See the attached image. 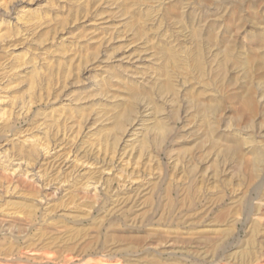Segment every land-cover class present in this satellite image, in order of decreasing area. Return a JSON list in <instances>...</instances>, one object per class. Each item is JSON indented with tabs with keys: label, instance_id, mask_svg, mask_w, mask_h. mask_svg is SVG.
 I'll return each mask as SVG.
<instances>
[{
	"label": "rangeland",
	"instance_id": "374dc122",
	"mask_svg": "<svg viewBox=\"0 0 264 264\" xmlns=\"http://www.w3.org/2000/svg\"><path fill=\"white\" fill-rule=\"evenodd\" d=\"M215 101L209 138L197 105ZM262 112L264 0H0V239L22 243L0 264H240L247 238L202 261L228 226L166 211L188 206L194 180L245 192L218 155L264 146ZM31 145L36 162L17 156ZM252 219L263 246L249 264H264V214ZM42 235L40 254L22 249Z\"/></svg>",
	"mask_w": 264,
	"mask_h": 264
},
{
	"label": "bare ground",
	"instance_id": "6f19581e",
	"mask_svg": "<svg viewBox=\"0 0 264 264\" xmlns=\"http://www.w3.org/2000/svg\"><path fill=\"white\" fill-rule=\"evenodd\" d=\"M226 71H227L226 68H224L223 75L226 73ZM214 86H217V84ZM198 107H199V109H198ZM197 110H199V112L201 114L200 117H202V124H203L204 128L206 129V133L205 132L204 133L207 135V137L211 138V136H212L211 134L216 131L215 126H213V124H215L214 123L215 115L217 114V112L219 110V101H215V103H212V104L201 103V104H199V106L197 105ZM256 111H257V107H256L255 99H254L252 94H249L244 98V101L242 102V107L240 109V113H241L242 117H244L245 120H247V122L249 123L255 117ZM262 113H264V112H262ZM3 128L6 129L7 127L4 126V127L0 128V134L4 130ZM231 140H233V139L231 138ZM247 142L249 144V142H251V141H247ZM231 143L232 144H229L230 146H228L225 150L224 149L221 150L220 151L221 153L219 152L220 154L218 156L220 158H222V160L223 159L228 160L226 162V164L227 163L229 164V161L233 164L234 168L233 167L232 168L235 169V171H236V173H234V174H236L239 177V180L241 181V185H243L246 188L245 192H243V193L240 192V194H241V195L239 194L240 197H239V195L235 196V193L237 192V190H240V189H237V190L234 189L230 192L227 189L226 190L223 189L224 190L223 192H219V193L217 192L214 196L208 194L206 191H202L200 193L201 189L199 188L198 183H196L194 180L192 182V186L190 188V197H189L188 206L186 208H176V207L172 208L171 207V208L167 209L166 219H167V222L170 221L171 223H175V222L179 221L178 222L179 224H186L191 229H196L200 226L203 227V226L208 225L209 223H214V222L218 223V224L222 223L225 225V227L228 226V229L224 230V232L218 238H214V237L213 238H207V240H206V247H207L206 249L207 250L202 252L201 255H198V252H197L196 254H194L196 256L195 258H198L199 260L204 261L206 259L207 255H210L213 258L218 257V256H224L225 257L226 256V249L231 246V242L238 241L240 239V237H245L247 239L244 241H241L244 243L242 246V247H244V249L235 255L234 261L236 260V262L240 263V264H249L255 260V258L257 257V254H259V251L262 250V246H263L262 243L259 241V237H262V234H263L262 224H259L258 222L254 221L252 219V215L264 214V206H258V205L255 206L252 203V199H253L252 197L255 196L257 199H261V198L264 199V187H263L264 184L262 183V181L264 180V146H261V144H259L258 142L256 143V141L252 142V144H250V148L248 149V153L251 154V158H249V157H246L247 154L244 153L243 143H241V141L233 140V141H231ZM32 146L33 145H31L30 146L31 148H29V149L22 147L19 150L20 153H18L17 156L28 159L29 161H32V162H36L37 157H35V155H38V153H37L36 147H32ZM44 146H46V145L44 144ZM244 146H245V144H244ZM42 147H43V145H42ZM42 147L40 146V148H42ZM47 147L49 148L48 145H47ZM45 149H47V148H45ZM16 151H17V149H16ZM223 164L224 163H222V165ZM219 166H217L216 168L219 169ZM224 166H225V164H224ZM228 166H230V164ZM214 168H215V166H214ZM232 168H231V170H232ZM193 172H196V171H193ZM230 172H233V170ZM195 175H196V173H195ZM236 175H235V177H236ZM235 177L233 179H235ZM236 179L234 181H236ZM0 184H2V183H0ZM201 184L203 185V183H201ZM229 186H231V185H229ZM243 186H242V188H243ZM236 197H238V198L235 201H233L230 204V206L229 205L227 206L225 204L226 201L229 200L230 198L235 199ZM208 200L214 201V203L216 204V205H214V208L211 207L212 209H210L209 207L207 208V206L205 208V205L204 206L201 205L202 202L208 201ZM8 203L9 202H7L6 204H8ZM238 216H241V218L243 217V220L240 221L239 220L240 217H238ZM237 217L239 219H237ZM35 218H36V212L33 211L31 213V215L27 217V221L29 223H31V222H33V220ZM29 225L30 224H28V226ZM46 225H48V224H46ZM16 228H18V227H16ZM32 228H34V227H32ZM17 236H13V237L16 238ZM44 236L45 235H42V237L39 240H37L39 243H35V241L32 242L33 239H30L31 241H27L25 243V245H23L22 249L24 250L25 248H27L29 251H32V255L37 256V254H40V253H38L37 251L34 252V249L40 247L41 245L44 246V242H45ZM54 237H56V236H54ZM47 239H49V238H47ZM50 239L52 240V242L55 240L61 241L59 237H58V239L52 238V234H51ZM72 239H74V238H72ZM70 240L71 239H69V242H70ZM63 241H64V239H63ZM16 242H18V243H16ZM52 242H49V243H52ZM66 242H67V240H66ZM69 242H68V244H69ZM192 243L196 244L195 241ZM55 244H57V243H55ZM228 244H230V245H228ZM21 245H22V243H21L20 239L14 240V241L10 240L8 238H4L2 240L0 239V254H2V256L5 254L4 256H6V257H7V255H14V254L17 255V253H15V252L17 251V249H19L18 247H20ZM45 245H48V244H45ZM19 256H21V255H19ZM202 256H204V257H202ZM17 259L18 258L16 257V260ZM68 260H71V259H68Z\"/></svg>",
	"mask_w": 264,
	"mask_h": 264
}]
</instances>
